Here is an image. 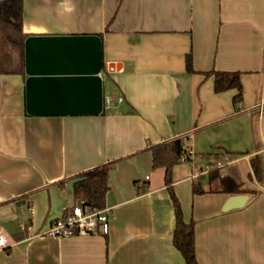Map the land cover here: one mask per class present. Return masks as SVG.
<instances>
[{"label":"crops","instance_id":"crops-1","mask_svg":"<svg viewBox=\"0 0 264 264\" xmlns=\"http://www.w3.org/2000/svg\"><path fill=\"white\" fill-rule=\"evenodd\" d=\"M23 67L0 75V264H185L172 244L175 218L163 168L150 146L180 138L207 157L180 175L172 189L185 222L192 221L199 264H264V0H23ZM97 36L102 110L66 109L56 77L88 74ZM29 42L25 71V40ZM53 37V38H50ZM190 52L193 73L186 71ZM239 71L236 90L213 91L209 70ZM31 77L30 82L27 80ZM110 88L105 91L104 82ZM80 88V87H79ZM120 102L104 104V95ZM80 96H83L81 93ZM256 126V132L254 129ZM204 152L201 147L212 149ZM220 168L243 183L246 204L223 211L228 194L208 192L200 169ZM115 161L108 173L106 234L56 237L51 222L79 199L71 180ZM200 163V162H199ZM244 168L247 177L244 176ZM199 181L203 194H192ZM30 208L32 212H30Z\"/></svg>","mask_w":264,"mask_h":264},{"label":"trees","instance_id":"trees-1","mask_svg":"<svg viewBox=\"0 0 264 264\" xmlns=\"http://www.w3.org/2000/svg\"><path fill=\"white\" fill-rule=\"evenodd\" d=\"M23 0H0V75L19 74L23 67V41L26 34L23 31ZM186 71L193 73L190 52L185 55ZM204 78L211 77L213 91L220 93L229 89L236 90L232 97L234 107L242 101V84L239 71L209 70L201 73ZM264 115V110H263ZM151 164L153 168H163L164 183L169 193L173 212L174 228L172 244L180 252L185 264H199L194 250L193 222H185L182 218L180 202L172 189V170L178 164L184 150L180 138L164 141L150 146ZM115 161L103 163L90 170L76 175L71 181L74 198L93 208L104 207L106 193L109 190L108 173L114 167ZM252 173L256 179L261 177V165L258 157L250 158ZM208 192L230 195L253 193L246 189L243 183L230 175H225L220 168L212 167L207 172ZM192 194H203L200 182H192Z\"/></svg>","mask_w":264,"mask_h":264},{"label":"water","instance_id":"water-1","mask_svg":"<svg viewBox=\"0 0 264 264\" xmlns=\"http://www.w3.org/2000/svg\"><path fill=\"white\" fill-rule=\"evenodd\" d=\"M39 39L44 37H28L25 40V71L29 75L30 70L28 68V52L29 42L32 39ZM53 38V37H50ZM87 39L94 43V49L92 50L90 66L87 69L88 74L82 77H56L54 81H57L56 87L64 95L63 97L54 98L53 101L58 106L71 109L78 108L80 106H86L87 109L92 110L94 113H99L102 110V89L101 78L97 75L101 71L102 62L100 54V43L97 36L87 35L82 36L80 39ZM31 77L27 80V84L30 82ZM80 87V88H79ZM83 96H80V94ZM248 200L247 194L230 195L226 199L222 210L229 211L243 207Z\"/></svg>","mask_w":264,"mask_h":264},{"label":"built area","instance_id":"built-area-1","mask_svg":"<svg viewBox=\"0 0 264 264\" xmlns=\"http://www.w3.org/2000/svg\"><path fill=\"white\" fill-rule=\"evenodd\" d=\"M122 97L118 94L108 93L104 95V104L109 106L113 101L120 102ZM258 115L261 117L264 110V95L258 101ZM262 150L264 151V140ZM192 156V151L184 148L179 161L186 162ZM229 163L228 157L224 155L222 161H216L211 166L207 165L204 169H200L193 177L207 174L210 168H222ZM30 212L32 209L30 208ZM110 209L103 207L101 209L93 208L82 201L76 202L74 205L66 208L62 215L53 220L45 232L47 235L56 237H71L75 235H95L106 234L109 229ZM6 247V240L0 233V250Z\"/></svg>","mask_w":264,"mask_h":264},{"label":"rangeland","instance_id":"rangeland-1","mask_svg":"<svg viewBox=\"0 0 264 264\" xmlns=\"http://www.w3.org/2000/svg\"><path fill=\"white\" fill-rule=\"evenodd\" d=\"M110 82H109V80H105V82H104V88H105V91L107 92L108 91V89L110 88ZM254 129H255V131L254 132H256L257 130H256V126H254ZM216 147V145H211V148L212 149H207L208 147H201L203 150H204V152H213L212 150L214 149ZM187 150H191L190 148H187ZM192 151V150H191ZM191 157H193V164L195 163V164H197V166L199 167V166H201L202 168L206 165V164H208V159H207V157H205V156H203V158L202 159H200V156L199 155H197V154H195L194 155V152L192 151V156ZM220 161H222V160H220ZM200 162V163H199ZM191 163V161H189V160H187L186 162H179L178 164H176L174 167H175V169H176V171L180 174V175H182V174H184V172H186V170L188 169V167L190 166V164H192ZM173 167V168H174ZM243 173H244V176L245 177H247V170L244 168V171H243ZM262 174H263V177H264V157L262 158Z\"/></svg>","mask_w":264,"mask_h":264}]
</instances>
